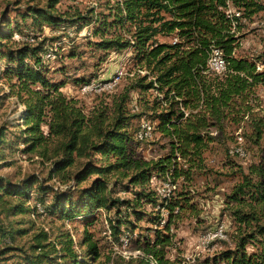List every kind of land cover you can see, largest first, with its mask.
I'll return each mask as SVG.
<instances>
[{
  "label": "trees",
  "instance_id": "16d2710c",
  "mask_svg": "<svg viewBox=\"0 0 264 264\" xmlns=\"http://www.w3.org/2000/svg\"><path fill=\"white\" fill-rule=\"evenodd\" d=\"M58 3L28 6L21 18L30 19L37 29L68 26L80 31L94 25L85 37L90 51L130 52L134 74L110 106L86 110L62 89L68 81L86 85L96 74L56 80L54 75L66 77L68 72L46 64L56 55L43 60L46 41L35 45L38 34L15 38L12 23H0V69L11 83L10 96L24 106L21 124L15 126V146L23 156L49 165L47 178L30 175L17 183L0 178V241L5 244L0 264H94L102 248L89 227L101 211L113 244L131 236L140 222L150 223L153 241L140 236L148 248L136 264H151L150 258L167 264L165 249L174 243L172 231L185 217L198 216L189 184L205 171L206 153L214 144L237 145V138L257 146L264 136L256 93L264 86V71L257 70V60L236 54L245 23L264 13V1L113 0L103 12L91 7L72 14L57 10ZM166 38L171 41H161ZM214 50L226 64L221 74L208 67ZM80 55L72 50L68 58ZM102 61L98 58L93 66ZM131 93L138 94L137 112L128 108ZM144 117L155 124L153 132L166 139L168 152L156 160L133 159L129 151L132 122ZM136 133L134 141L140 143ZM9 147L6 128L0 126V160ZM238 169L241 179L225 201L235 225L232 246L211 264H264V172L261 166H250L248 173ZM52 180L63 188L55 189ZM157 182H168L175 190L162 197ZM146 205L155 213H147ZM41 216L54 217L61 226L54 233L35 228L32 218ZM26 217L30 220L24 221ZM73 223L83 228L78 238L66 229ZM29 234L26 249L13 246Z\"/></svg>",
  "mask_w": 264,
  "mask_h": 264
},
{
  "label": "rangeland",
  "instance_id": "374dc122",
  "mask_svg": "<svg viewBox=\"0 0 264 264\" xmlns=\"http://www.w3.org/2000/svg\"><path fill=\"white\" fill-rule=\"evenodd\" d=\"M46 1L0 0V23L3 20L12 23V36L38 34L39 37L35 45L41 40H45L44 48L55 50L54 53L57 58L54 61L46 62V64L52 70L66 67L68 72V75H65L66 77L63 74L54 75L56 80L83 76L88 78L92 74H96V77L90 79V82L86 85H75L68 81L62 89L66 96L76 98L86 110L90 111L101 109L106 105L110 106L112 100L125 90L134 74L130 62V52L103 53L90 51L89 47L86 46L89 39L85 37L91 35L94 25L86 26L80 31H76L75 27L68 26L53 30L44 25L41 29H37L32 27L30 19L21 18L28 6L45 7ZM109 3L112 4L113 0H59L56 8L60 12L70 14L77 11L85 12L91 7H94L96 12H103ZM2 12H5V17H1ZM241 34L243 37L236 54L257 60V70L264 71V13L258 14L252 21L246 22ZM14 37L16 38V36ZM161 41L170 42L171 38L161 39ZM72 50L81 54L80 59L68 58ZM98 58H103V61L97 67H94L93 65L97 63ZM3 64L4 61H0V67ZM117 70L123 71V77L111 92L83 91V88L89 84H103L112 79ZM143 74L144 72H140V75ZM10 84L8 79L3 77L0 69V126L6 128L7 139L11 142V147L3 152L4 159L0 160V178H7L12 183H17L30 175L47 178L48 163H43L36 157L23 156L19 152L21 147L15 146L14 138L19 130L15 126L21 124L20 116L24 106L16 96H10ZM256 93L260 100V115L264 117V86L258 87ZM131 99L132 102L128 105V108L137 112L139 110L137 104L138 94L131 93ZM142 121L152 123L151 120L145 117L132 122L130 127L132 141L128 144L129 151L133 159L156 160L168 152L166 139H162L154 131L151 139L140 143L134 141V135L139 130ZM152 125L155 126L154 123ZM237 142L239 143L238 140ZM236 146L231 141L224 144L218 143L214 144L206 153L205 171L195 176L189 184L191 194L197 202L198 216L185 217L178 225L177 230L172 231L175 233L174 243L165 249L167 264H211L210 260L214 256L232 246L231 237L234 235L235 225L229 210L226 209L229 207L225 202L226 196L241 179L237 173L239 167L244 173H248L250 166H261L264 172V136L257 146L251 143L244 144L241 140L240 147L244 151V157L230 154L229 151ZM50 184H53L55 189L63 188L59 182L54 180ZM154 186H156L159 195L164 190L166 191L164 183L157 182ZM118 189L119 187L114 190L115 197L119 196L116 195ZM158 190L160 191L158 192ZM120 196L129 197V195L122 194ZM144 209L149 214L155 213L149 205H146ZM163 215L165 216V213ZM10 220L13 219L10 218ZM23 220L30 219L26 217ZM32 220L35 228H43L49 233H54L58 226H61V223L51 216L33 217ZM138 226L131 236L123 237L119 244H113L111 238L107 235V227L109 228L107 217L101 211L97 222L89 227V232L93 234L96 240H99V246L102 248L101 258L94 264H136V260L144 258L148 247L147 242L141 240V237L147 235L152 242L154 238L152 229L154 227L145 221L140 222ZM219 227L223 228L226 240L214 239L205 244L204 248L197 247L206 234H214ZM66 229L74 232L76 238L83 231L82 226L77 223L66 224ZM30 239L31 234L23 238H17L13 246L26 249L30 245ZM125 239L127 243L124 246ZM3 245L5 244L0 241V249ZM150 261L155 262L152 258H150Z\"/></svg>",
  "mask_w": 264,
  "mask_h": 264
},
{
  "label": "built area",
  "instance_id": "2783aa9c",
  "mask_svg": "<svg viewBox=\"0 0 264 264\" xmlns=\"http://www.w3.org/2000/svg\"><path fill=\"white\" fill-rule=\"evenodd\" d=\"M236 16H239V13H235ZM27 41L29 42H33L34 40L32 38H29ZM55 50L53 49H48L44 54H43V58L44 60L47 61H51L54 60L55 58ZM208 67L209 69L216 73V74H221L225 71L226 68V64L224 59L221 56V53L218 50H214L212 52V55L208 61ZM123 77V71L122 70H117L115 73V76L108 80L107 82H104L103 84L101 83H97V84H89L88 86H85L83 88V91H94V92H111L114 87L117 85V83L119 82V80ZM152 134H153V126L148 123V122H141L140 126H139V130L136 133V139L139 142H143V141H147L149 139L152 138ZM237 140L239 141V143L237 142V146L233 149H231L229 152L230 154H234L237 155L239 157H244V151L243 149L240 147V142H241V138H237ZM164 187L166 189V191L164 190L162 192V194H160L162 197H166L172 190H175V186L165 182L164 183ZM160 190H158L159 192ZM36 210L37 213L42 214L43 213V209L40 205H36ZM107 235L110 237V230L107 227ZM214 239H222V240H226V236L223 232V228L219 227L214 234H206L200 244L197 246L198 248H204L205 244L209 243L210 241L214 240ZM127 243L126 239L124 240V246ZM156 262H151V264H155Z\"/></svg>",
  "mask_w": 264,
  "mask_h": 264
}]
</instances>
